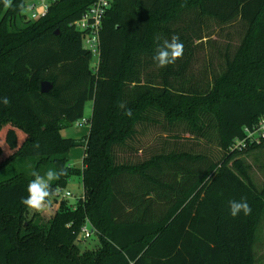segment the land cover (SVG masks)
<instances>
[{"label":"trees","instance_id":"trees-1","mask_svg":"<svg viewBox=\"0 0 264 264\" xmlns=\"http://www.w3.org/2000/svg\"><path fill=\"white\" fill-rule=\"evenodd\" d=\"M29 1L0 0V97L10 100L0 103V264H256L264 180L253 182L242 156L264 146L229 147L264 116V0H114L96 71L74 27L96 0H56L33 23ZM210 21L235 26L240 41L228 32L221 64L211 58L196 79ZM173 34L183 56L158 68L153 56ZM88 102L85 143L62 137ZM83 145L82 168L70 166ZM61 166L55 193L79 176L82 197L28 219L31 173ZM241 198L251 214L233 218L229 201ZM87 220L100 241L90 252L77 243Z\"/></svg>","mask_w":264,"mask_h":264},{"label":"rangeland","instance_id":"rangeland-1","mask_svg":"<svg viewBox=\"0 0 264 264\" xmlns=\"http://www.w3.org/2000/svg\"><path fill=\"white\" fill-rule=\"evenodd\" d=\"M35 6V9L37 10V13L41 17L43 12L42 5L40 3V0H31L29 3H27L26 8L23 11V15L25 16L26 21L30 22H36V21H31V7ZM21 25V24H20ZM208 30L205 33H208L211 37L210 39H206L203 42V46L198 49L197 57L194 62L193 66V74L196 76V79L200 78L199 72L201 70H204L207 65V61L210 60L211 58L213 59V65L218 68L219 64H221V58L220 56H216V51L219 50L220 48L222 49L223 46L228 42L227 38V33L232 31V36H233V44L234 46H237V44L240 41V32H237V28L234 27H227L224 30H221L219 26H217L215 23L210 21L207 23ZM208 58V59H207ZM215 61V62H214ZM95 60H92V63H94ZM92 110H93V104L92 102H88L86 105L85 109V116L84 119H90L92 115ZM77 126H73L72 131L77 130ZM90 126L89 125H84L83 130L86 133V136H78V139L81 140L82 142L85 143V137H87V134L89 132ZM84 150L85 147L84 145L81 147L74 148V151L71 153L73 154V159L71 156L70 164H73V167L75 168H82V158L84 155ZM260 152V153H257ZM242 159L245 161V163L250 167V175L253 179V182L258 186L261 187L262 182L264 180V150L263 151H252L249 152V154H244L242 156ZM63 192H71L72 198L68 200L70 204H76L80 197L83 195V183L82 179L79 176L71 177L65 188H63ZM52 199V207L59 208L60 204V197L55 195L51 198ZM36 211L32 209H28V219L31 218V216L35 213ZM56 210L55 209H47L46 211L39 212L40 215L44 217L45 220L50 219L53 217L55 214ZM264 236V235H263ZM99 237L97 234L93 235L91 239L87 240L86 243L79 244V247L84 250V251H95L99 248ZM255 255H256V264H264V245L263 248H259L257 245L255 247Z\"/></svg>","mask_w":264,"mask_h":264},{"label":"built area","instance_id":"built-area-1","mask_svg":"<svg viewBox=\"0 0 264 264\" xmlns=\"http://www.w3.org/2000/svg\"><path fill=\"white\" fill-rule=\"evenodd\" d=\"M55 1L56 0H40L44 11V14H42L41 17L47 14L46 12L48 11L49 6ZM113 3L114 0H96L86 10L82 17L74 23L76 30H79V32L82 33L84 49L91 54L92 60H95L92 64L95 71L98 69L100 63V35L103 28V22L107 13L112 8ZM30 9L32 11L30 20H39L41 17L37 13L35 6L33 5ZM75 125L77 127L88 125V121L86 119H82L76 122ZM252 146H264V116L261 117L254 126L244 128V136L241 139H235L230 145L229 151L241 152ZM56 196L61 198L60 201L69 200L73 197L71 192L64 193L63 189L58 190V192H56ZM54 207L51 206L50 208L54 209ZM93 226L94 225H92L89 220L86 221V224L82 227L77 236L78 244L86 243L93 235L97 234V231Z\"/></svg>","mask_w":264,"mask_h":264},{"label":"clouds","instance_id":"clouds-1","mask_svg":"<svg viewBox=\"0 0 264 264\" xmlns=\"http://www.w3.org/2000/svg\"><path fill=\"white\" fill-rule=\"evenodd\" d=\"M184 52V45L178 35L173 34L170 39L163 40L157 48L153 61L158 68H165L168 65L174 64L178 59H181ZM0 103L7 106L10 103L8 97H0ZM131 110L127 109L125 115L131 116ZM35 148H39V143L34 144ZM33 179L30 180L27 186V196L22 198L21 203L26 207L36 211L43 212L52 206L51 197L55 194L52 187V182L59 180L67 175V169L63 166L57 169H49L44 175L33 171L31 173ZM251 206L245 198L239 201H229V214L235 218L243 213L245 216L251 214Z\"/></svg>","mask_w":264,"mask_h":264},{"label":"crops","instance_id":"crops-1","mask_svg":"<svg viewBox=\"0 0 264 264\" xmlns=\"http://www.w3.org/2000/svg\"><path fill=\"white\" fill-rule=\"evenodd\" d=\"M87 120V119H86ZM74 126H76V125H74ZM78 129L77 130H75V131H72L71 129H73V128H69V129H65V130H63L62 132H61V135H62V137H64V138H71V139H76V140H79L78 139V136H86V133H85V131L83 130V126H78L77 127ZM91 129V128H90ZM90 129H89V131H90ZM88 134H89V132H88ZM88 134H87V136H88ZM86 138V137H85ZM74 151V149H72L71 151H70V153H69V164H70V160H71V156H72V159H73V154H71L72 152ZM84 154H85V150H84ZM83 158H84V155H83ZM83 158H82V160H83ZM84 161V160H83ZM83 161H82V166H83ZM70 166H72L73 167V164H70ZM56 207V206H55ZM56 211L58 210V206H57V208H54ZM264 226L262 227V231H261V236H260V242L258 243V246H259V248H263V245H264Z\"/></svg>","mask_w":264,"mask_h":264},{"label":"water","instance_id":"water-1","mask_svg":"<svg viewBox=\"0 0 264 264\" xmlns=\"http://www.w3.org/2000/svg\"><path fill=\"white\" fill-rule=\"evenodd\" d=\"M53 90V85L52 83L45 81L41 84V92L48 94Z\"/></svg>","mask_w":264,"mask_h":264}]
</instances>
